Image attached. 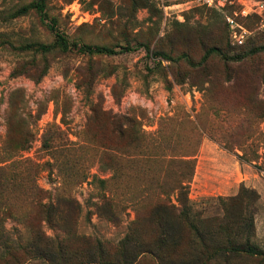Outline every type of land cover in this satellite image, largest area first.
<instances>
[{
  "label": "rangeland",
  "instance_id": "rangeland-1",
  "mask_svg": "<svg viewBox=\"0 0 264 264\" xmlns=\"http://www.w3.org/2000/svg\"><path fill=\"white\" fill-rule=\"evenodd\" d=\"M29 1L0 0V18ZM44 3V22L34 10L0 21V40L48 44L57 34L75 45L48 55L37 83L11 77L30 56L0 46V227L9 244L0 241V264H47L37 254L54 234L69 251L94 253L98 240L112 256L136 219L140 233L154 237L142 220L157 202H174L182 160L193 167L186 197L206 249L192 227L174 224L164 263L200 264L214 248L241 244L248 228L237 219L249 222L250 245L264 252V52L256 51L264 47V0ZM81 44L115 53H79ZM32 181L59 196L51 199L54 228ZM102 194L107 211L95 205ZM31 241L38 250L17 247ZM134 264L157 263L144 255ZM206 264L264 259L220 250Z\"/></svg>",
  "mask_w": 264,
  "mask_h": 264
},
{
  "label": "trees",
  "instance_id": "trees-1",
  "mask_svg": "<svg viewBox=\"0 0 264 264\" xmlns=\"http://www.w3.org/2000/svg\"><path fill=\"white\" fill-rule=\"evenodd\" d=\"M30 10H34L39 15V19L42 22H44L48 17L44 0H30L29 2L20 4L14 9L3 14L0 18V21L7 22L24 16ZM45 25L47 29L52 30V26L50 24ZM0 46L7 47L13 52L27 54L30 56L29 60L19 63L18 66L11 71L10 76L16 77L23 75L34 83H37L45 75L47 70L45 65L47 63L48 55L54 52L65 53L71 50V48L75 47L74 44L67 43L63 36L57 34L54 36L52 42L48 44L39 42H21L19 44H15L11 41L1 39ZM76 51L79 53H86L88 55H113L115 53V51L110 48L91 47L85 44L79 45ZM122 51H126V49H123ZM214 51H216L215 48H210L207 50V53ZM256 51L264 52V47L257 48ZM62 76H64V74ZM25 142L26 140H24L22 143ZM178 164L180 170L177 173L176 185L173 189L175 192V198L173 200L174 202H169L168 204L157 202L153 207V211H150L149 216L142 220V225H151L155 229L156 235L154 237L152 236L150 238H145L139 231L141 222L140 220L136 219L127 226L126 232L124 236L118 241L114 250L115 252L112 256L107 254L103 243L99 242L98 240H96L95 247L93 248L94 253H79V251H76L77 249L69 251L64 239L58 237L56 234L50 237H43L44 248H39V253L37 256L42 258L47 264H85L87 262L94 264H134L135 259L140 256L147 255L157 264H166L164 261L168 258H164L161 253V248L164 244H167L166 238L170 237V234L167 231L168 227H172L174 224L178 225V227L180 224L182 227H192L200 246L203 249H206V240L204 239V235L198 231L197 226L192 221L195 215L189 206L186 197L188 187L187 183L189 177L192 174L193 167L190 160H182ZM85 177H87L85 174L81 175V179H85ZM90 177L93 179L95 176L91 175ZM29 178H31V176ZM97 182L100 187H102L107 182V180L97 179ZM31 193L34 195H46L47 203L43 205L44 219L49 225H53L54 228V223L56 224V214H54V201L51 202V199H59V196L51 197L50 192L37 188L33 184V181L31 183ZM63 205L69 207L71 210H75V212L78 209L77 202L71 198H66L63 202ZM95 205L96 207L100 205L104 211H107V209H104V207H107L109 204L106 197L102 194ZM159 208L161 209L159 210ZM160 212L166 213L167 218L163 214H160ZM237 221L239 224H246V227L248 228V232L243 238L241 244H232L229 242L228 246L226 247L214 248L212 253L207 254L202 261L200 260V264H206L208 261L214 259L220 250L233 255H243L245 257L264 259V252H261L250 245L249 236L251 233L249 229V222H247L245 219H237ZM223 222L224 226H229V222L227 220L222 218L218 220L219 224ZM221 231L227 232L226 229H221ZM238 235H240V233L237 231H234L232 234L233 237ZM6 240L7 239L2 232V228L0 227V241L2 242L3 246L8 244V241ZM25 245L26 244H24V246L17 245V247L25 250V253H30L28 248L38 250L34 244V241H31L27 247ZM37 256L36 254L31 253V257Z\"/></svg>",
  "mask_w": 264,
  "mask_h": 264
},
{
  "label": "built area",
  "instance_id": "built-area-1",
  "mask_svg": "<svg viewBox=\"0 0 264 264\" xmlns=\"http://www.w3.org/2000/svg\"><path fill=\"white\" fill-rule=\"evenodd\" d=\"M212 1H216V3L219 5V6H223L224 5V3H225V0H210V2H212ZM241 15H245V11H241ZM226 22H227V24L229 25V27L233 30V29H235V27L237 26V24L235 23V21L232 19V18H227L226 19ZM234 35V37H235V34H233ZM236 42H238V43H241V41H240V39H237L236 38Z\"/></svg>",
  "mask_w": 264,
  "mask_h": 264
}]
</instances>
